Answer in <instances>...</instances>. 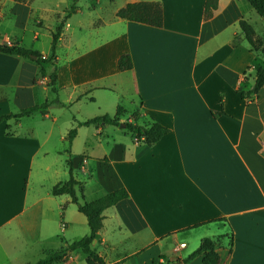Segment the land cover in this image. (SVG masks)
I'll list each match as a JSON object with an SVG mask.
<instances>
[{
    "label": "crops",
    "instance_id": "obj_1",
    "mask_svg": "<svg viewBox=\"0 0 264 264\" xmlns=\"http://www.w3.org/2000/svg\"><path fill=\"white\" fill-rule=\"evenodd\" d=\"M13 1L12 14L20 4ZM101 1L68 15L70 0L51 9V39L65 19L51 59L37 50L44 60L0 52V114L48 103L0 121V264L33 262L89 232L69 194L51 192L69 178L68 157L81 201L119 187L128 192L102 211L92 241L106 263L169 264L203 237L223 234L218 264H264V82L256 98L252 91L264 57L239 26L246 19L264 33L252 23L254 8L248 0H216L205 14L206 0H157L162 23L153 26L115 15L139 0H107V13ZM0 42L17 43L8 34ZM121 53L131 68H118ZM117 105L120 121H156L168 131L146 144L118 133L122 126L78 123L115 115ZM50 264L91 263L75 249ZM182 264H203L202 254Z\"/></svg>",
    "mask_w": 264,
    "mask_h": 264
},
{
    "label": "trees",
    "instance_id": "obj_2",
    "mask_svg": "<svg viewBox=\"0 0 264 264\" xmlns=\"http://www.w3.org/2000/svg\"><path fill=\"white\" fill-rule=\"evenodd\" d=\"M77 0H70L69 6L66 7V15L74 12L77 9L76 5ZM251 6L254 8L255 12L264 19V0H248ZM216 5V0H206L205 2V14H210L212 8ZM115 15L120 18H125L132 21H138L147 23L153 26H160L162 23V9L161 4L157 0H139L127 2L123 6L119 7ZM64 18H62L58 24L56 25L54 31L52 32L51 39V54L49 59H51L54 55L56 45L59 40L60 32L62 30V26L64 25ZM239 26L244 38L247 40L251 49L256 52H260V54L264 57V48L260 45V37L262 34H256L252 25L246 19L239 20ZM264 34V33H263ZM0 52L10 53V54H18L23 56L36 55L37 59L44 60L45 57H41L36 51L20 46L17 43H6L0 42ZM53 63V62H52ZM54 64V63H53ZM117 65L120 70H126L131 68L132 62L131 57L128 53H121L117 59ZM50 85L53 90H56L54 86V82L56 79L55 69L51 73H49ZM264 82V63H258L254 72V84H253V92H256L258 87ZM48 103L34 104L30 106L23 107L19 109V111L14 113H5L0 114V121L6 118L13 117L15 120L18 118L28 115L35 110L44 111ZM123 112V107L121 105H117L115 115H109L107 113L95 115L90 117L84 121H79V124L88 125L90 123L98 124V123H106L112 124L116 126H122L128 129L130 132L134 134L136 138L142 139L146 144H152L157 141L163 134L168 131V128L159 122L153 121L149 124H139L135 121L124 120L120 121L119 116ZM131 116L135 119V114L132 113ZM76 134V126L71 127L66 133L67 143L70 144L73 137ZM68 170H69V178L63 182H59L55 184L51 192L53 194H61L67 193L69 194L71 200L77 204V208L81 211L87 220V224L89 227V232L77 239H74L70 242H67L63 247L52 250L48 252L45 256L38 258L33 262H27L26 264H50L55 260H64L66 259L70 252L75 249H80L86 254L87 262L91 264H108L105 262L103 257L95 250L92 245V241L96 237L98 230L102 225V211L115 204L122 198L128 196V192L124 187H119L113 189L111 191H107L104 194L89 200V201H81L76 192V184L77 180L74 178L72 174V166L70 157L67 158ZM223 234H218L216 236H206L203 237L197 247L188 253L184 258L181 259L182 262L186 263L194 256L202 254V262L203 264H218L219 263V255L216 251V248L221 244V237ZM229 241L231 244L232 235L229 234ZM110 264H118V263H110Z\"/></svg>",
    "mask_w": 264,
    "mask_h": 264
},
{
    "label": "rangeland",
    "instance_id": "obj_3",
    "mask_svg": "<svg viewBox=\"0 0 264 264\" xmlns=\"http://www.w3.org/2000/svg\"><path fill=\"white\" fill-rule=\"evenodd\" d=\"M90 0H77L76 5L86 6ZM118 3L120 0H117ZM13 0L5 1L3 6H1L2 17L0 18V40L5 34H8L12 40H15L20 46L31 48L33 50H37L38 52H45L50 56L51 54V34L50 31L48 33L47 24L52 23L54 20V11L51 9H56L63 2L62 0H20L14 13L12 14L9 8L15 4ZM70 3V2H69ZM67 4V7L69 6ZM24 4V5H23ZM60 4V5H59ZM26 5H29V10L27 14ZM113 4H109L107 0H102L99 4L100 11L102 13L109 12V9ZM255 19L252 18V23L255 26L258 32L264 30V19L260 17L256 12ZM41 19L44 24L39 25L36 20ZM19 21V24L16 22ZM47 23V24H46ZM261 43L260 45L264 48V34L260 37ZM124 105L128 107V103L124 101ZM111 111L113 109H110ZM89 112H87L88 114ZM112 111L110 114H113ZM85 114V113H84ZM108 129H115V126L110 124ZM117 129V128H116ZM121 131L118 132L120 134L127 133L129 134V130L126 128H120Z\"/></svg>",
    "mask_w": 264,
    "mask_h": 264
},
{
    "label": "built area",
    "instance_id": "obj_4",
    "mask_svg": "<svg viewBox=\"0 0 264 264\" xmlns=\"http://www.w3.org/2000/svg\"><path fill=\"white\" fill-rule=\"evenodd\" d=\"M43 58L45 57V56H42ZM253 96H254V98H256L257 96H258V93L257 92H254L253 93ZM184 245V242H180L179 243V246H183Z\"/></svg>",
    "mask_w": 264,
    "mask_h": 264
},
{
    "label": "water",
    "instance_id": "obj_5",
    "mask_svg": "<svg viewBox=\"0 0 264 264\" xmlns=\"http://www.w3.org/2000/svg\"><path fill=\"white\" fill-rule=\"evenodd\" d=\"M32 56H35V55L32 54ZM169 264H182V262L181 261H172Z\"/></svg>",
    "mask_w": 264,
    "mask_h": 264
}]
</instances>
